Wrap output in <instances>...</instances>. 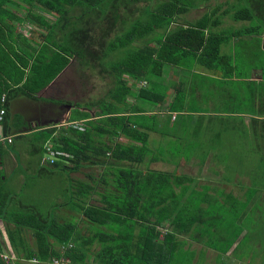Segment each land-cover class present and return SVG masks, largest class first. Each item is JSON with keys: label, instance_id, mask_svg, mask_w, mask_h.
<instances>
[{"label": "trees", "instance_id": "trees-1", "mask_svg": "<svg viewBox=\"0 0 264 264\" xmlns=\"http://www.w3.org/2000/svg\"><path fill=\"white\" fill-rule=\"evenodd\" d=\"M210 1L0 0L3 134L18 138L16 134L36 130L39 148L33 147L31 154L45 153L51 144L55 159L40 165L41 177L52 175L48 166L73 172L102 159L128 165L108 167L95 185L69 184L66 205L82 216L73 217L75 223L44 216L14 198L0 181V221L16 256L9 264H198L206 248L221 257L234 245L241 231L221 248L214 240L217 228L206 229L207 220L216 219L207 215L214 207L212 197L191 189L190 177L183 190L182 176L139 168L151 154L150 136L158 128L157 116L146 104L162 103L170 89L174 94L166 111L187 112L193 138L205 122L206 128L214 124L225 131L234 118L244 126L239 136L246 142L253 137L256 149L264 147V0H236L224 11L219 5L194 21L181 22ZM18 9L24 11L21 17ZM225 17L242 26L214 31ZM24 21L42 32L32 29L35 43L26 45L30 41L23 38L25 48L16 49L11 24ZM225 45L230 46L228 53L222 51ZM96 67L110 78L111 87L102 98L75 103L76 110H94V119L78 110L71 114L69 123L86 121L81 130L63 127L54 137L55 129L12 123L13 100L34 97L68 69L88 79L84 74ZM171 74L176 77L168 81ZM152 154L151 161L158 157ZM191 156L187 150V161ZM251 198L242 202L244 208ZM160 228L166 229L162 235ZM246 241L241 239L236 252ZM192 242L203 251L193 249ZM0 264H5L1 258Z\"/></svg>", "mask_w": 264, "mask_h": 264}, {"label": "rangeland", "instance_id": "rangeland-1", "mask_svg": "<svg viewBox=\"0 0 264 264\" xmlns=\"http://www.w3.org/2000/svg\"><path fill=\"white\" fill-rule=\"evenodd\" d=\"M235 3L236 0H212L210 2H202L200 6L184 15L182 17L183 21L181 22L187 23V21H194L219 5L222 6L221 11H224ZM238 26L241 27L242 23H234L229 17H225L220 29H215L214 31H223L221 29L224 28L232 30L236 29ZM222 51L223 53H228L230 51V46H223ZM84 75H86L88 79H85V76L79 71L70 69L62 76L60 83L56 84L54 90L58 92L59 90L60 92L63 91L65 100L90 102L102 98L111 87L110 78L107 75L100 74L98 67L92 72L86 71ZM175 77V74H171L168 81H171L173 78L175 79ZM185 80L187 81V78ZM140 86H144V83ZM170 98L171 97L166 98V101L163 100L162 103L150 102V104L146 105L151 111L157 112L156 110H162L170 106L173 99ZM92 113L94 114V110ZM171 114H176V123H174V125L172 124L171 128L162 124L161 127L158 126L155 134L159 136V139L150 138V151L156 152L158 156L160 155L161 157H168L171 155L175 157L178 154V158L176 159H180L187 158V150H189L193 161L187 163V168H181V172L187 173V175L192 178L196 177L199 184L202 181L208 182V180L218 181L225 192L230 191L234 195V199H223L225 196L222 188L214 187L215 190L210 199L211 205L214 207L208 208L207 215H214L216 219L214 221L207 220L206 229L217 228V232L214 233V238H216L214 240H216L221 248L226 244L228 245L230 243V237L234 238L239 231H241V233L236 241H240L244 237L247 239L246 245L241 251L242 257H240L239 254H235L230 257L221 256L214 258V253L212 251H207L204 258H199L198 264H232L231 262L239 264L237 260L240 259V263L242 264H248V262H251L250 264H264V248H259L257 250L259 245L264 247V186L259 185L264 182V147L256 149L257 147L252 146V144H254L253 137L250 136V139H247L248 142H246L242 136H239L244 126L242 127L240 121L234 118L233 120L236 121L235 124L225 131L218 129L214 124L212 127L207 124L206 128L205 122L203 123V127L199 129V137L193 138V127L191 125H188L187 129L184 127L185 125L182 121L184 116L180 113ZM158 119L157 116V124L159 121ZM244 121L246 125L249 124L248 118L244 119ZM215 122L217 123L218 121H214V123ZM67 128L69 129L70 127ZM34 137V135L27 136L26 139L25 137H18L15 138L12 145L4 146L5 152H10L15 155L13 173L8 169L6 157H2V163L3 166H5V170L2 171L3 176L11 181L7 182L4 188L23 204L35 206L44 216L51 215L58 221L75 223L76 220L73 217L77 219L82 217L77 211L70 208L68 204L66 205L67 201H70L71 186L69 187V184L80 181L89 185H95L96 181L105 175L108 167L128 166L126 163L120 164L111 159H102L99 165L85 164L73 172L61 170V168L55 169L54 171L56 172L54 177L44 182L40 175L27 171L18 163L20 155L16 151L20 148H27L26 152L28 150L30 152L33 147H38L39 143L36 142ZM249 140L253 143L250 144ZM48 145L51 144L47 143L45 153L39 154L38 157H40V155L48 159L53 157L52 153L49 151ZM42 146L43 145L40 147ZM214 147H216V150ZM175 151H178V153ZM214 155H218V158ZM204 157V160L209 159V161L204 162L201 167L194 164L197 163L196 160L202 162L201 159ZM221 158H223L222 160L224 162L221 161ZM218 165L219 167L217 168ZM139 168L142 170L168 173L173 170L172 168L164 166V164H159V162L157 164H142ZM215 171H218L217 176L214 175ZM175 175L176 174H173V176ZM226 177H228L229 180L225 179ZM203 178L206 180H202ZM204 183L205 182H202V184ZM182 189L186 190L187 185H184ZM65 190H67L66 193ZM203 191L202 193H204ZM228 195L230 194L227 193L226 196ZM185 196H187V194H184V197ZM220 197L223 202L219 201V203L218 199ZM250 198V203L244 208L245 203L242 202ZM215 200H217V203H215ZM80 226H82V224H80ZM0 231L3 236L4 226L1 221ZM162 234H164V230L161 231V235ZM27 238L29 243L33 244L34 241L32 237L28 235ZM228 238L230 239L228 240ZM194 247L199 249L198 245L194 244ZM248 251H250L253 256H246Z\"/></svg>", "mask_w": 264, "mask_h": 264}, {"label": "crops", "instance_id": "crops-1", "mask_svg": "<svg viewBox=\"0 0 264 264\" xmlns=\"http://www.w3.org/2000/svg\"><path fill=\"white\" fill-rule=\"evenodd\" d=\"M17 14L19 15V17H21L24 14V11L18 9ZM11 25L14 26V31L12 34V42L15 44L14 47L16 49H17V47L18 48H20V47L25 48V45L23 44V42H25V41H22L23 38H26V39H28V41H30L26 45H32V43H35L33 40H31L35 36V34H32V32H31L32 29L33 30L35 29L37 31H41L26 21H24L22 23L13 22ZM20 36H22V37H20ZM20 45H22V46H20ZM26 49L28 50L27 47H26ZM69 70L70 69L66 70L54 82H52L49 86H47L41 92L36 94L34 97L32 96V97L28 98L25 96H20L17 99L13 100L12 111H11V117H12V121H13L12 123H20V124L26 123V124H30L32 128L38 127V128H41V130L55 129L53 136L58 137L62 133L61 129L63 127H65V128L71 127V128L79 129V130H81V128H83L84 123L86 122L85 120H77V121L69 123V119L71 117V114L75 113V111L78 110L79 112H82V113H85V112L90 113L91 119H94V117H93L94 114L92 113L93 110L89 111V110L84 109L83 107L76 110L75 103H77V101L65 100V96L63 95V91L60 92V90H59V92H58L57 90L56 91L54 90L56 84L60 83V79L62 78V76L66 72H68ZM185 90L187 92V86L185 87ZM173 94H174V91L172 89H170L168 91V97H171L170 99H172ZM78 103H84V102H78ZM166 110L167 109L164 108L162 110H156L157 112L152 111V113L155 114L156 116H158L159 121H158L157 125L159 127H161V124H162V125H166L167 127L171 128L172 124L174 125V123H176L177 117L175 116L176 114H171L170 112H168ZM181 115L184 116L182 121L185 125L184 127L187 129V112H184ZM201 115H204L207 117L215 116L214 114H201ZM17 118H21L20 119L21 121L17 122L16 121ZM35 131L30 132V133H24V134L23 133L22 134H16V136L17 137L20 136L19 138L25 137V139H26L27 136H31V135L35 134L34 133ZM10 136L13 137V143H14V140H15L14 136H12V135H10ZM151 137L155 138V139H159V136L155 133H153L150 136V138ZM105 141H106V139H105ZM119 141H123V139L121 138V139H119ZM12 144L0 145V181L4 182V184H7V182H11V181L7 180V178L5 176H3L2 171L5 170V166H3L2 157H6V159H7L6 163L8 164V169H10L12 173L14 172L13 171V164L15 162V160H14L15 155L13 153L4 151L5 150L4 146L12 145ZM26 150H27V148H24V149L20 148L18 151H16L20 155V159H18V163L20 164L21 167H24L27 171H30V172L37 174V171H38L40 165L47 163L48 158L41 156V159H39L37 154H31V151L29 152V150H28L26 152ZM175 152L178 153V151H175ZM152 153H156V152L151 150V154ZM151 154H149L147 156V159L144 161L143 164H148V163L157 164L158 162H159V164H164V166H167L168 168L173 169L169 173L176 174L177 176H183L184 185H187V177H190V176L187 175V173H185V172H181L182 171L181 168H187V163H191L193 161V159L190 161H187V158L176 159V158H178V154H177V156H175V157L173 155L168 156V157H161L159 155L156 159L151 161V159H152L151 156L153 155V154L152 155ZM214 156L216 158H218V155H214ZM210 158H211V155H210ZM206 161H209V159L204 160L203 162H198L196 160L197 163H194V164L201 167L204 164V162H206ZM48 167L50 170L52 169L51 170L52 175L49 177H42L44 182L51 180L54 177L55 172H56V171H54L55 169H53V167H51V166H48ZM218 167H219V165L217 166V168ZM14 169H15V167H14ZM176 169H178V170H176ZM143 171H146V170H143ZM214 175L217 176L218 171H215ZM190 178L192 179V182H193L191 185V189L194 188L195 191H198L199 193H201L204 189V191H206L207 193L212 195V193L215 190L214 187H220V189L222 188L224 195L227 193L233 195V193L230 191L225 192L224 188L221 186V184L218 181L208 180V182L202 181V182H205L204 184H202V182L199 184L198 179L196 177L195 178L190 177ZM225 179H227V178H225ZM202 180H206V179L203 178ZM191 189H190V191H191ZM178 191H180V190H178ZM184 194L186 195L187 192H185ZM183 199L186 200L187 196H185ZM166 228H168V225L166 226ZM162 230L165 231L166 229L160 228V231H162ZM0 233L2 235L1 231H0ZM240 241H236L234 243V245L230 248V250L225 255H222V256L230 257L231 255L234 256L235 254H239V256L242 257V253H241L242 250H238L237 252L235 250ZM0 242H1L0 248L3 247L4 249L10 251L11 254L13 255V257L16 258L15 254L13 253V251L11 249L9 242L7 241L5 232H4V235L2 236V240L0 239ZM194 244L195 243H193V242L191 243V247L193 249H195L198 252L203 251L202 245L195 244V245L199 246V249H196V247H194ZM95 248H98V246L95 245ZM259 248L262 249L264 247L259 245L257 250ZM207 251H212V250L206 248V250H204L205 255H206ZM212 252L215 255L214 258L218 257L216 252H214V251H212ZM247 253L248 254H246V256L247 255L253 256V254L250 251H248ZM240 262H241V259L237 260V263L242 264ZM231 263L234 264L233 262H231ZM250 263L248 262V264H250Z\"/></svg>", "mask_w": 264, "mask_h": 264}, {"label": "built area", "instance_id": "built-area-1", "mask_svg": "<svg viewBox=\"0 0 264 264\" xmlns=\"http://www.w3.org/2000/svg\"><path fill=\"white\" fill-rule=\"evenodd\" d=\"M4 100H5V96L3 95L2 98H1V101L4 102ZM3 115H4V109H1L0 110V122L3 120ZM12 143H13V137L5 136L3 134V131L1 130V127H0V145L12 144ZM48 148H49V151H51V145H49ZM52 155H53V153H52ZM54 157L55 156H53L50 159H47V161L52 164L54 159H55ZM0 258L4 261L5 264H9L12 261L16 260V258L13 257L11 252L6 250V249H4L3 247L0 248ZM33 263H36V262H33ZM53 264H59V262L58 261H54Z\"/></svg>", "mask_w": 264, "mask_h": 264}]
</instances>
